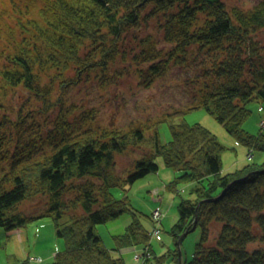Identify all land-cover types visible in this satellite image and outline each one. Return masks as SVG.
Here are the masks:
<instances>
[{"label":"trees","instance_id":"trees-1","mask_svg":"<svg viewBox=\"0 0 264 264\" xmlns=\"http://www.w3.org/2000/svg\"><path fill=\"white\" fill-rule=\"evenodd\" d=\"M153 24L161 39L149 31ZM174 69L191 71L192 103L128 128L100 126L97 109L79 116L78 104L68 103L84 83L106 90L132 73L151 88ZM256 99H264V0L250 9L223 0H2L0 227L10 232L49 216L66 244L52 262L18 264H128L96 229L127 212L135 218L117 237L120 250L143 245L136 264H179V249L151 250L153 232L128 197L113 193L158 172L159 156L179 172L169 189L193 184L170 231L178 245L196 221L201 229L183 264H264V162L224 172L218 137L184 120L207 108L253 156L264 151V131L251 134L244 122ZM163 122L171 127L168 144L160 138ZM131 150L142 156L122 175L117 156ZM32 201L44 205L28 214L22 207Z\"/></svg>","mask_w":264,"mask_h":264},{"label":"rangeland","instance_id":"rangeland-1","mask_svg":"<svg viewBox=\"0 0 264 264\" xmlns=\"http://www.w3.org/2000/svg\"><path fill=\"white\" fill-rule=\"evenodd\" d=\"M0 0V5H1ZM229 6H238L243 9L252 8L260 0H223ZM149 31L158 39L161 32L155 24L149 26ZM146 31L138 32V36L146 34ZM161 47L165 44L161 43ZM196 65L193 64L195 72ZM192 73L188 69H174L167 76L160 79L153 87L143 88L139 86L137 76L128 74L119 84L108 89H102L97 84L84 83L70 91L68 103L78 104L76 113L84 109L95 108L98 115L96 123L108 128H128L136 121L153 119L161 114L171 112L175 109H186L192 103L195 88L190 83ZM18 93L14 96L15 101ZM16 102V101H15ZM21 104V102H18ZM251 114L244 122V129L251 134H259L264 131V99H256L248 103ZM262 109V110H261ZM177 123L182 119L176 118ZM185 122L195 125L200 124L215 134L224 146L222 153L223 171L233 172L243 168L249 163H263L264 151L254 150L250 158L251 149L241 143L221 124L213 113L205 107L190 110L184 116ZM160 138L163 144L172 140L169 122H163L159 126ZM142 151L131 150L117 156V170L125 175L131 169L133 162L142 156ZM160 170L156 173L137 180L128 190L114 189L117 198L128 197L134 211L139 212V217L145 228L151 233L155 230L157 223L153 218L154 212L160 209L164 216L161 229V238L156 235L151 238V250L157 255L167 254L169 250L179 249L180 260L191 261L200 240L201 229L196 227L188 233L178 245L175 237L170 233L172 226L179 217L178 206L183 198H193L190 191L192 183H181L177 190H171L168 184L179 175L176 169L165 165L162 156L157 158ZM44 205L42 201L26 202L23 209L28 214L36 213L38 207ZM135 216L131 212L124 213L117 219L105 224H99L97 231L103 238L106 246L111 249L114 256H122L128 264H136L142 259L145 246L123 248L120 250L117 237L123 234ZM218 228L212 233V238L217 235ZM23 231L26 234L17 235L13 231L7 232L0 227V264H18L27 258L41 260L49 263L55 258V254L63 251L66 247L65 240L56 234V225L52 217L45 216L29 223ZM11 232L12 235L8 236ZM6 233V234H5ZM9 233V234H8ZM41 235L42 242L36 244L37 236ZM257 244L254 243L253 246ZM251 246V245H250ZM51 248V249H50ZM54 251L50 258H45L43 253ZM50 251V252H51ZM141 258L138 260L137 256ZM37 262V261H35ZM164 264H178L175 259L168 258Z\"/></svg>","mask_w":264,"mask_h":264},{"label":"built area","instance_id":"built-area-1","mask_svg":"<svg viewBox=\"0 0 264 264\" xmlns=\"http://www.w3.org/2000/svg\"><path fill=\"white\" fill-rule=\"evenodd\" d=\"M251 158V156H249ZM154 219H155V223H157V226L155 228V230L153 231V235H156L157 236V239H160L161 238V229H160V223H161V219L163 217V212L160 210V209H157L155 212H154V215H153ZM141 258L140 255L137 256V259L139 260ZM32 261H37V262H41V260H32Z\"/></svg>","mask_w":264,"mask_h":264},{"label":"crops","instance_id":"crops-1","mask_svg":"<svg viewBox=\"0 0 264 264\" xmlns=\"http://www.w3.org/2000/svg\"><path fill=\"white\" fill-rule=\"evenodd\" d=\"M14 232V233H13ZM13 232H11L8 236H11L12 235V233L13 234H17L18 236L19 235H22V234H26V235H28V233H25L26 231H23V229H17V230H14ZM6 234V233H5ZM41 238V235H38L37 236V239H36V244H38V243H40V242H42L43 241V239H40ZM51 249V248H50ZM51 250H49L48 252H45V253H43V256L46 258H50L52 255H53V253H54V251H51Z\"/></svg>","mask_w":264,"mask_h":264},{"label":"water","instance_id":"water-1","mask_svg":"<svg viewBox=\"0 0 264 264\" xmlns=\"http://www.w3.org/2000/svg\"><path fill=\"white\" fill-rule=\"evenodd\" d=\"M196 223L197 221L195 222L194 224V227H193V230L196 228ZM189 233V231H187L186 233H184V235L182 236V238L180 239L179 241V244L182 242V240L184 239V237ZM181 254V253H180ZM180 264H183L182 261L180 260Z\"/></svg>","mask_w":264,"mask_h":264},{"label":"bare ground","instance_id":"bare-ground-1","mask_svg":"<svg viewBox=\"0 0 264 264\" xmlns=\"http://www.w3.org/2000/svg\"><path fill=\"white\" fill-rule=\"evenodd\" d=\"M252 157V156H251ZM56 255V254H55Z\"/></svg>","mask_w":264,"mask_h":264}]
</instances>
